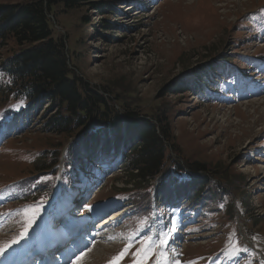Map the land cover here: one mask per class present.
Listing matches in <instances>:
<instances>
[{
  "label": "rangeland",
  "instance_id": "rangeland-1",
  "mask_svg": "<svg viewBox=\"0 0 264 264\" xmlns=\"http://www.w3.org/2000/svg\"><path fill=\"white\" fill-rule=\"evenodd\" d=\"M94 1L98 9L55 6L50 15L71 68L130 97L140 115L165 110L179 158L204 164L202 173L222 189L189 205L184 196L166 198L158 210L151 197L143 214L135 201L151 186L134 189L118 163L100 179L67 172L77 136L43 128L50 103L29 118L20 99L0 101L2 254L44 243L54 250L69 238L60 264H264V0ZM5 43L0 63L21 48ZM204 72L207 88L196 81ZM191 74L196 86L181 92ZM43 159L48 170L35 167ZM68 198L71 220L62 215ZM105 216L115 218L99 227ZM74 223L83 231L70 246Z\"/></svg>",
  "mask_w": 264,
  "mask_h": 264
},
{
  "label": "trees",
  "instance_id": "trees-1",
  "mask_svg": "<svg viewBox=\"0 0 264 264\" xmlns=\"http://www.w3.org/2000/svg\"><path fill=\"white\" fill-rule=\"evenodd\" d=\"M81 5L98 9L94 0H22L0 4V46L12 40L21 47L0 63L6 78L0 84V101L20 99L24 102L21 112L29 118L32 111L42 109L46 101L50 103L48 108L54 113L46 115L43 128L77 136L67 147V165L71 166L67 172L78 180L84 177L82 174L100 179L104 167L108 170L118 163L128 174L126 182H133L134 189L151 186L141 193L140 201H135L144 203L147 212L143 214L150 215L151 197L158 210L166 198L184 196L182 203L189 205V201L207 192L213 195L218 185L202 173L205 165L180 159L165 110L140 115L130 97L123 98L120 91L108 87L91 85L71 68L69 46L54 34L50 15L55 6L69 10ZM206 76L207 72L200 79L185 75L178 86L181 92L190 91L197 79L205 87ZM199 88L197 85L195 89ZM172 152L176 157L169 164ZM44 162L45 159L35 167L48 170L50 163Z\"/></svg>",
  "mask_w": 264,
  "mask_h": 264
},
{
  "label": "bare ground",
  "instance_id": "bare-ground-1",
  "mask_svg": "<svg viewBox=\"0 0 264 264\" xmlns=\"http://www.w3.org/2000/svg\"><path fill=\"white\" fill-rule=\"evenodd\" d=\"M122 207H123V209H125L124 211H126L127 208H128V207H126V205H123ZM120 213H121V212H120ZM118 215H119V214H118ZM106 218H107V219H106ZM114 218H115V217H114ZM114 218H110V217L108 218V216H105V217H103V218H101V219L99 220V221H101V223H99L98 226H99V227H101V226H105V225H107L108 223H110ZM106 221H107V222H106ZM78 241H79V240H78ZM103 245H104V244H102V247H101L102 249L105 248V247H103ZM99 250H100V249H97L95 252H97V251H99ZM9 252H10V251H9ZM99 252H100V251H99ZM99 252H97V253H99ZM100 253H101V252H100ZM100 253H99V254H100ZM10 254H11V253H7V254L5 255V253H4V254L0 255V261H6V260H7L6 258L9 257ZM21 255H22V254H21ZM94 255H95V254H94ZM55 256H56V255H55ZM55 256H54V257H55ZM96 261H97V260H96ZM0 263H1V262H0Z\"/></svg>",
  "mask_w": 264,
  "mask_h": 264
},
{
  "label": "snow or ice",
  "instance_id": "snow-or-ice-1",
  "mask_svg": "<svg viewBox=\"0 0 264 264\" xmlns=\"http://www.w3.org/2000/svg\"><path fill=\"white\" fill-rule=\"evenodd\" d=\"M22 211H25V210H23L22 209ZM145 243V245L148 243L147 241H145L144 242ZM163 243V242H162ZM2 249H0V254H2ZM140 252H144V249L142 248L141 250H140ZM127 254V248H125L124 250H123V252L120 254V257L119 258H122L123 257V255H126ZM138 256H139V253L137 254ZM162 255V254H161ZM134 264H136V262H134Z\"/></svg>",
  "mask_w": 264,
  "mask_h": 264
}]
</instances>
